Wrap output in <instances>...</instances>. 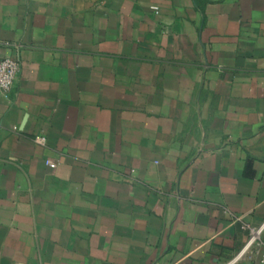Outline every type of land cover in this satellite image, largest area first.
Wrapping results in <instances>:
<instances>
[{
  "label": "crops",
  "instance_id": "1",
  "mask_svg": "<svg viewBox=\"0 0 264 264\" xmlns=\"http://www.w3.org/2000/svg\"><path fill=\"white\" fill-rule=\"evenodd\" d=\"M4 58L0 264H264V0H0Z\"/></svg>",
  "mask_w": 264,
  "mask_h": 264
},
{
  "label": "built area",
  "instance_id": "2",
  "mask_svg": "<svg viewBox=\"0 0 264 264\" xmlns=\"http://www.w3.org/2000/svg\"><path fill=\"white\" fill-rule=\"evenodd\" d=\"M155 10H158L155 8ZM20 71V61L17 58H4L0 59V94L8 97L13 88L15 87L16 80ZM36 141L42 145L45 144V139L42 137H37ZM46 164L51 168H55L57 164L47 161ZM264 230V225L258 230H252L249 241L245 247L247 249L255 242L258 241L259 235H261ZM244 249V250H245ZM264 263V258H263Z\"/></svg>",
  "mask_w": 264,
  "mask_h": 264
}]
</instances>
